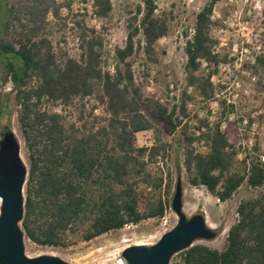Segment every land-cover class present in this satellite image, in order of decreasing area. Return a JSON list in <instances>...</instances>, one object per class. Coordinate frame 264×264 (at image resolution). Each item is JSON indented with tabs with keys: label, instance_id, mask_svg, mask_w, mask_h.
<instances>
[{
	"label": "trees",
	"instance_id": "trees-1",
	"mask_svg": "<svg viewBox=\"0 0 264 264\" xmlns=\"http://www.w3.org/2000/svg\"><path fill=\"white\" fill-rule=\"evenodd\" d=\"M220 1L208 0L196 16L193 36L186 35L187 89L194 88L205 101L216 97L213 77L225 60L216 53L219 42L212 35ZM90 2L96 17L110 18L112 0ZM63 8L57 0H0V88L13 86L29 156L22 221L26 239L67 249L165 217L174 178L169 169L164 173L159 159L166 160L172 145L157 124L175 134L193 96L186 90L178 102H162L145 97L136 86L130 59L142 51L145 66L158 64L156 46L170 33L171 15L158 13L155 0H140L124 47L114 51L112 69L100 33L84 23L78 24V57L53 44L49 17L58 19ZM203 62L210 70L205 75L199 74ZM258 62L264 66L263 58ZM71 106L78 115L70 122L52 109ZM99 109L103 115H97ZM7 110L4 106L0 115ZM183 128L191 186L206 188L222 203L244 186L253 194L240 201L223 250L195 243L171 262L264 264V157L259 146L242 152L220 123L205 119L193 133L188 134V124ZM147 131L155 133V144L139 147L137 135ZM195 143L207 146V152L197 151Z\"/></svg>",
	"mask_w": 264,
	"mask_h": 264
},
{
	"label": "rangeland",
	"instance_id": "rangeland-1",
	"mask_svg": "<svg viewBox=\"0 0 264 264\" xmlns=\"http://www.w3.org/2000/svg\"><path fill=\"white\" fill-rule=\"evenodd\" d=\"M64 4L58 19L49 17L50 39L58 49H63L73 57H78L79 23L87 29H95L104 40V58L112 69L113 56L117 47H124L128 25L136 14L140 0H112L113 10L109 19L95 16L90 0H57ZM158 13L171 15L170 33L161 39L157 46L158 64L145 66L146 57L142 51L134 55L133 63L135 83L148 98L162 102L176 103L187 90L193 96L189 102L187 118L177 132L169 135L165 126L158 123L163 132V139L172 145L166 160L159 159L166 173L169 169L174 178V186L169 199L175 194L179 179L183 186L184 212L188 216L203 214L210 228L218 235L212 241H198L209 247L223 250L231 226L237 220V207L240 201L253 194L242 187L233 199L227 203L218 201L204 187H193L188 183V174L184 167L185 145L184 125H189L188 134L193 133L199 121L207 120L209 124L220 123L232 142L240 151L253 150L255 143L260 155L264 157V66L258 58L264 59V0H221L215 6L213 21L218 25L212 35L219 42L216 53L223 60L214 76L216 97L205 101L194 88L187 89L186 81V35L193 36L196 16L208 0H155ZM142 37L140 36L139 39ZM210 71V70H209ZM208 68L202 67L199 74H207ZM1 84V83H0ZM1 86V85H0ZM175 98V100H174ZM7 107V114L0 115V140L5 128L12 129L22 145V158L30 166L29 156L17 121L18 106L12 84L0 88V110ZM63 113L70 122L78 115L77 107H52ZM97 115H103L99 109ZM153 131L137 135L139 147H151L155 144ZM199 152H207V146L195 143ZM244 156L241 154L240 159ZM2 201L0 199V209ZM178 218L170 208L161 220H149L137 226H128L120 231L105 234L91 242H79L67 249L40 247L25 240L27 256L34 258L51 255L70 264H123L122 254L125 249L135 245H154L164 234L172 230ZM171 264H173L171 262Z\"/></svg>",
	"mask_w": 264,
	"mask_h": 264
},
{
	"label": "water",
	"instance_id": "water-1",
	"mask_svg": "<svg viewBox=\"0 0 264 264\" xmlns=\"http://www.w3.org/2000/svg\"><path fill=\"white\" fill-rule=\"evenodd\" d=\"M29 168L22 158V145L12 129L0 140V264H70L59 257L26 254L25 212ZM171 209L178 218L175 227L154 245H135L124 250L123 264H171L172 258L198 241H212L218 233L203 214L184 212L183 186L178 180Z\"/></svg>",
	"mask_w": 264,
	"mask_h": 264
},
{
	"label": "built area",
	"instance_id": "built-area-1",
	"mask_svg": "<svg viewBox=\"0 0 264 264\" xmlns=\"http://www.w3.org/2000/svg\"><path fill=\"white\" fill-rule=\"evenodd\" d=\"M203 67H204V68H208L207 63L203 62ZM208 71H209V69H208ZM213 78H214V77H213ZM218 201H219V200H218Z\"/></svg>",
	"mask_w": 264,
	"mask_h": 264
},
{
	"label": "flooded vegetation",
	"instance_id": "flooded-vegetation-1",
	"mask_svg": "<svg viewBox=\"0 0 264 264\" xmlns=\"http://www.w3.org/2000/svg\"><path fill=\"white\" fill-rule=\"evenodd\" d=\"M9 128H5V132L8 130Z\"/></svg>",
	"mask_w": 264,
	"mask_h": 264
},
{
	"label": "bare ground",
	"instance_id": "bare-ground-1",
	"mask_svg": "<svg viewBox=\"0 0 264 264\" xmlns=\"http://www.w3.org/2000/svg\"><path fill=\"white\" fill-rule=\"evenodd\" d=\"M1 199V198H0Z\"/></svg>",
	"mask_w": 264,
	"mask_h": 264
}]
</instances>
